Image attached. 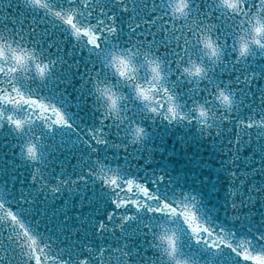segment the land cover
Listing matches in <instances>:
<instances>
[{
  "label": "snow or ice",
  "instance_id": "obj_1",
  "mask_svg": "<svg viewBox=\"0 0 264 264\" xmlns=\"http://www.w3.org/2000/svg\"><path fill=\"white\" fill-rule=\"evenodd\" d=\"M165 121L212 195L154 164ZM177 256L264 264V0H0V264Z\"/></svg>",
  "mask_w": 264,
  "mask_h": 264
},
{
  "label": "water",
  "instance_id": "obj_2",
  "mask_svg": "<svg viewBox=\"0 0 264 264\" xmlns=\"http://www.w3.org/2000/svg\"><path fill=\"white\" fill-rule=\"evenodd\" d=\"M149 132V143L146 147L152 150L154 164L168 169L182 182L187 181L197 187L203 183L205 194L212 195V190L208 187L209 181L216 184L224 177L223 174L218 175L220 158L214 152L207 134L201 136L198 127L194 125L186 127L183 124H169L166 121L151 123ZM144 155H147V152ZM224 159H227V154ZM75 200L78 202L79 197H75ZM57 204H63V199L58 200ZM88 210L86 207L83 210L72 211L86 213Z\"/></svg>",
  "mask_w": 264,
  "mask_h": 264
},
{
  "label": "clouds",
  "instance_id": "obj_3",
  "mask_svg": "<svg viewBox=\"0 0 264 264\" xmlns=\"http://www.w3.org/2000/svg\"><path fill=\"white\" fill-rule=\"evenodd\" d=\"M138 102L141 103V104L144 103L143 100H140ZM224 103L226 104L227 102H224ZM211 122H212V120H211V112L209 111L208 112V123H211ZM137 127H143V126L142 125H139ZM145 131L147 132L148 130L145 129ZM148 134L150 135V132ZM129 139H130V141H134L136 143H140L142 140H146L147 139V136L143 135L142 133H137L135 131V129H134L133 131L130 132ZM177 260H178L179 264H191V261L190 260H186L183 257L177 256ZM174 264H175V262H174Z\"/></svg>",
  "mask_w": 264,
  "mask_h": 264
}]
</instances>
